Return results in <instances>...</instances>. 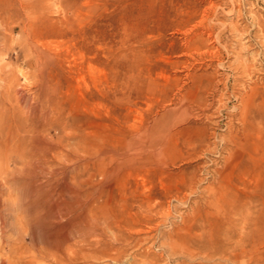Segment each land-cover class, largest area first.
I'll use <instances>...</instances> for the list:
<instances>
[{
    "label": "rangeland",
    "instance_id": "obj_1",
    "mask_svg": "<svg viewBox=\"0 0 264 264\" xmlns=\"http://www.w3.org/2000/svg\"><path fill=\"white\" fill-rule=\"evenodd\" d=\"M40 66L86 135L41 167L1 150L0 264L264 260V0H0V104Z\"/></svg>",
    "mask_w": 264,
    "mask_h": 264
},
{
    "label": "bare ground",
    "instance_id": "obj_2",
    "mask_svg": "<svg viewBox=\"0 0 264 264\" xmlns=\"http://www.w3.org/2000/svg\"><path fill=\"white\" fill-rule=\"evenodd\" d=\"M39 61H40V59H39ZM40 63H42V62H40ZM239 63H238V65H239ZM241 63H242V61H241ZM244 65L246 66V64H244ZM7 74L10 75V73H7ZM49 76H50L49 73H47L46 70H45V66H40L39 67L38 83H37L38 84L37 85L38 90L35 93V95H33V96H31L29 94L26 95L23 92L19 91L17 88H15L17 82H16V80L14 78L10 80L11 82L9 84H7V87H6L5 91L3 92V94H5L4 98L6 99L8 105H6L4 103L0 104V153H1L2 149H5V150H9L10 149L11 150L10 155H6V158H5L6 161L14 160V161L21 162L22 164L34 165L33 168L36 167V166L38 167V166L42 165L43 163L49 162V161H51V160H53L55 158L58 159L57 158L58 155L62 154V148L60 146L62 145L63 142H64L63 144L67 145L68 141L71 138H78L79 140L84 139V136L86 135V133H84L82 130H76V129H73L72 127H70L68 125L66 119L59 114L60 113L59 110H58V112H55L56 107H54V105L56 106V104L59 102V100H57L54 97L56 95L55 94V90H54V85H53V82H51L52 80H51V78ZM239 109H241V108H239ZM6 117H9L12 122L10 124H8V126L6 128H4V127H2V123L4 122V119ZM244 117H242V118H244ZM50 121H53V122L56 121L55 123H57V125L59 126V128H58L59 130L57 131V134H56V137L58 138L57 141H55L53 136L50 135V132H49V128L50 127L47 126V124H49ZM51 124H53V123H51ZM161 150H162V148L159 147L158 151L160 152ZM155 151H153V152H155ZM157 152H156V154L158 155L159 153H157ZM131 158H133V157H131ZM138 158H139V156H138ZM155 158H157V157H155ZM0 159H2V158L0 157ZM77 159L81 160V159H84V158L78 157ZM136 160H138V159H136ZM7 163H4V164H7ZM27 168H26V170H30L31 169V167L29 169H27ZM75 168H76V166H75ZM26 170H25V173H24L25 175L27 173ZM29 173L31 174V173H33V171H30ZM37 173H38V171H37ZM30 174H28V175H30ZM31 176L32 175H30V177ZM25 179H27V178L25 177ZM31 179H30V181H31ZM16 180L17 179H15V178H12V179L11 178H5V179H3V177H2V179L0 180V193L2 192L1 189H2L3 185L10 184V186H12L14 184H17ZM30 184H32V183H30ZM35 185H37V184H35ZM18 187H20V186L17 185V188ZM13 190H15V189H13ZM66 191L76 195V199H74L73 203L71 202V205H73L75 208H77L78 211L73 216H71L69 212L65 211L64 212L65 222L63 224H59L60 222L55 220L54 217H51L52 218V221H51V225L52 226L51 225L50 226L52 228H54L53 231H55V232L58 231L56 229H60V228L61 229H65V228L68 227V233L66 235H64V238L65 239H69L68 236L71 235V234L69 235V233H71L72 229L73 230L76 229L75 231H78V236L81 234V232L83 230L82 226H81L82 215L80 214V211H79L80 208H82L83 205L79 201L80 193L77 190H75V189H73V188H71L69 186H66ZM39 201H40V199L38 200L37 198H35L34 200H32L33 203H31V204H37V206L41 207L42 205L39 204L40 203ZM67 205H69V203ZM28 206H29V204H28ZM57 206H59V204H57V205L55 204V207H57ZM24 214H26V213H24ZM207 221H209V220H207ZM1 222H2L3 225H5L6 220L4 218H2ZM72 238H74V237H72ZM76 238L77 237H75V239ZM78 240H79V238H78ZM63 241H64V239H63ZM240 241L236 242V243H240ZM248 243L250 244V246H254V244L256 242L254 241V242H252V244H251V242H248ZM248 243L246 245H249ZM216 245L217 244H215V246ZM246 245L245 246L243 245V247H241L239 249V253L234 254V253H229L228 252L229 254L227 253L225 255L226 259L227 260H230V259L232 260L233 257H237L239 254H242V255H247L248 256L247 258H249L251 264H264V260H262L261 254L257 253V255H255L256 254L255 250H253V251L248 250L246 248ZM214 248L216 249V247H214ZM235 249H237V247L236 246L235 247L232 246V251L235 250ZM219 255H221V253Z\"/></svg>",
    "mask_w": 264,
    "mask_h": 264
}]
</instances>
